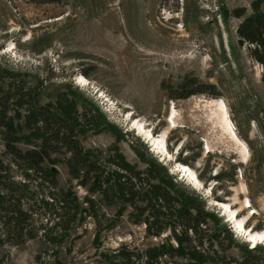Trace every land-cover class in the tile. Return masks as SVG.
<instances>
[{"label":"rangeland","instance_id":"rangeland-1","mask_svg":"<svg viewBox=\"0 0 264 264\" xmlns=\"http://www.w3.org/2000/svg\"><path fill=\"white\" fill-rule=\"evenodd\" d=\"M252 1L0 0V85L6 89L0 97L19 85L30 106L16 107L15 100L7 109L16 136L38 126L35 106L49 105L77 124L75 140L93 152L99 168L113 170V177L127 172L143 186L131 201L113 197L114 190L107 195V185L92 191L97 175L74 177L67 165L70 152L62 147L43 163L57 175L56 188L45 181L50 177L45 172L30 179L11 166L5 153L8 129L0 125V159L11 166L10 177L26 181L33 192L28 204L34 206L30 227L36 235L25 236L22 245L4 240L0 264H195L190 256H202L198 264H244L250 261L246 246L257 248L252 256L264 264V244L255 247L245 235L264 233V67L237 32ZM185 79L191 80L188 90L211 88L186 97L179 90L172 97ZM220 105L238 140L219 125ZM173 111L176 125L168 121ZM26 115L34 123L28 125ZM149 135L163 141L169 155L158 151ZM16 146L27 150L33 144L19 140ZM179 164L190 168L201 189ZM219 173L223 181L214 179ZM141 177L167 184L173 211L180 202L192 208L205 202L209 237L200 243V233L188 232L191 241L182 253H163L180 243L170 238L171 227L149 233L145 220L155 219L149 184ZM50 191L59 202H74L67 229L58 221L62 204L43 207ZM220 203L230 207L245 232L237 226L241 234L232 231L222 210L231 214ZM140 208L146 211L138 215ZM159 212L169 223L168 210Z\"/></svg>","mask_w":264,"mask_h":264},{"label":"trees","instance_id":"trees-1","mask_svg":"<svg viewBox=\"0 0 264 264\" xmlns=\"http://www.w3.org/2000/svg\"><path fill=\"white\" fill-rule=\"evenodd\" d=\"M264 0H254L252 1L251 7L252 12L239 24L237 32L239 36L251 44L249 47L250 54L253 58L263 64L264 67ZM191 84V80L185 79L179 86L178 90H175V94L172 93V97H176V93L179 90H183L185 93L183 96H189L190 94L195 93H204L211 86L204 85L199 88H192L188 90V85ZM0 89H4L0 85ZM9 92L5 97H0V125L5 126L7 130V136H4L5 140V153L10 156L11 166L16 165L21 171H24V176L30 177V179H40L38 175L39 172H45L49 175V179L46 178L45 181L53 188H56L58 180L56 174L53 173L50 169L43 167V163L50 159V156L54 152H58L57 147H62L67 149L70 152V157L67 159V165L73 174L74 177L82 178L83 180H88L91 177V174L95 173V179L92 186H89V189L92 191L101 189L103 185H107L108 189L105 190L106 194L111 192L113 197L118 195L119 199L133 200L136 199L140 188L143 187L142 184L133 183L132 178L134 176L128 175V173H118L116 177H113V170L106 171L97 165V158L93 157V152L84 150L82 145L78 140H75V131L77 124L75 122H67L63 114L60 112H55L49 105L44 106H35L33 109V118L38 122V126L32 129L28 134H24L20 139L16 136L18 129L16 128V123L14 122V117L7 116V109L10 107L11 101H17L14 106L22 107V105H28L29 102H24L27 95L24 88H19V85L14 86V90L10 92L11 88H7ZM1 91V90H0ZM5 95V94H4ZM13 106V107H14ZM32 106V104H31ZM34 105L32 106V108ZM31 108V109H32ZM31 116L26 115L25 121L28 125L34 123ZM30 128V127H28ZM10 130V131H9ZM13 131V133L11 132ZM4 135V134H3ZM11 135H15L12 138ZM27 135V136H26ZM32 139V140H31ZM19 140H24L26 144H33V147L22 150L19 146H16V142ZM39 142V144H38ZM155 162V160H154ZM125 167H130V165L123 164ZM10 165H6L3 160L0 159V246L4 244V240L15 245H22L26 242L25 236L29 235V238H34L36 235L33 234L30 227L32 218L34 216L33 208L31 204H28L33 192L27 187L28 184L26 181H17L10 177ZM105 177V179H104ZM114 179V181H113ZM143 181L149 184V195L151 197V203L149 204L150 211L154 214L155 222L145 220L148 224V231L151 234L159 233L169 227L172 230L173 239L177 240L180 245L177 247L172 246L166 249L163 253L168 254H178L182 253L181 248L184 245H188L191 241L190 235L188 232L198 234V241L202 243L205 238L209 237L207 231H210L208 228L209 218L211 214L205 210V202L202 207L192 208L187 206L185 202H180L181 207H176L175 211L172 209V204L170 200L167 201V196H169V189L167 184H155L151 183L150 177H141ZM214 179L217 181H223L224 175L219 173ZM105 180L107 182H105ZM150 180V181H149ZM115 182L112 184L111 182ZM171 183V182H170ZM175 184V183H173ZM172 184V185H173ZM172 187V186H171ZM173 187H175L173 185ZM110 190V191H109ZM5 191V192H4ZM2 192V193H1ZM162 195L166 201L158 199ZM59 200L55 198L53 192H49V199H44L42 201L43 207L45 210H52L56 205H58ZM61 209L64 212L57 213L58 221H65L67 229L69 223L72 221V217L75 215V205L71 198H63L61 202ZM69 203L71 206H69ZM28 205V206H27ZM159 208H164L168 210L169 214V223H166L167 220L162 218V214L159 212ZM58 210V208H56ZM140 210L138 215L143 214L146 209ZM72 211V212H71ZM162 211V210H161ZM165 214V212H164ZM175 215L178 216V219L175 218ZM180 227L183 230L178 232ZM3 231H5L6 239H3ZM229 232V230H228ZM45 233V232H43ZM257 249V248H256ZM256 249H249L247 246L245 250L248 254L246 256L250 261V264H259L260 262H255V257L252 256V253ZM150 253V252H149ZM129 258L130 256H124V258ZM175 257V256H169ZM202 256H190V258L195 260V264H198L201 261ZM116 258V256H114ZM110 260V259H109ZM125 262H132L131 259H128ZM248 260L244 264H249Z\"/></svg>","mask_w":264,"mask_h":264},{"label":"bare ground","instance_id":"bare-ground-1","mask_svg":"<svg viewBox=\"0 0 264 264\" xmlns=\"http://www.w3.org/2000/svg\"><path fill=\"white\" fill-rule=\"evenodd\" d=\"M220 106H221V115H222V117H220L219 125H221V126L223 125L224 126V130L227 131V133L229 134L230 137H233V138L238 140V136H237V134H236V132H235L230 120H229L228 111L226 109V106L225 105H220ZM216 113H217V111H216ZM217 114H220V113H217ZM175 117H176V112L173 111V113L170 114V117H169V120H168L171 125H176ZM141 132H143L142 129H141ZM147 137L151 138L152 136L150 137V135H149ZM151 140H152L155 148L158 151L160 150L163 154H168L169 155V153H168V151L166 149V146L164 145L163 141L154 139L153 137L151 138ZM177 167H178L179 171L181 173H183L184 176H187L189 178V181H190V183L192 185H194L196 188H199V189L202 188V185H201L200 181L195 176V174L193 172H191L190 168L187 165L179 164V165H177ZM247 204L250 205L251 204L250 201L247 200ZM221 207L222 208L224 207L226 209V212L231 214L230 216H231L233 222L238 227V229L241 232H245V228L240 223L237 222L236 215L234 217V214L231 213L230 207L228 205H224V204H221ZM243 228H244V231H243ZM245 235H247L246 236L247 240L249 242L253 243V244H255V243L258 244L260 242L264 244V233L263 232L262 233L259 232V233H255V234H245Z\"/></svg>","mask_w":264,"mask_h":264}]
</instances>
